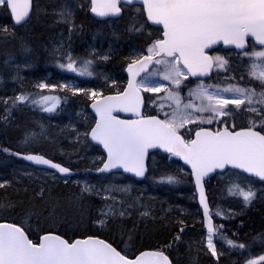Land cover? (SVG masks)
I'll use <instances>...</instances> for the list:
<instances>
[{"label": "snow or ice", "instance_id": "1", "mask_svg": "<svg viewBox=\"0 0 264 264\" xmlns=\"http://www.w3.org/2000/svg\"><path fill=\"white\" fill-rule=\"evenodd\" d=\"M134 2L136 0H91L90 10L99 17L114 16L121 12L118 4ZM142 2L147 19L156 25L163 26V38L153 41L147 49V55L140 59H133L128 65L130 79L127 90L120 95L106 97L103 103L93 104L99 119L91 130V138L103 145L108 156L103 167L97 170L104 172L122 167L125 172H132L140 177L145 174L144 157L147 149L157 146L164 148L167 152L180 156L185 163L191 165L197 187L200 188L204 214L205 217H208L209 209L205 202L201 178L214 168H224L231 164L234 168H241L264 180V134H262L264 131V50L244 51L245 56L255 57L259 60L258 64L253 63L250 75L260 81V92H257L255 88L229 86L223 89L226 93L234 94L229 99L222 97L218 91L209 92L199 85L197 90H192V93L198 94L208 102L206 105L196 108V111H210L223 116L228 115L231 111L225 110L227 105L233 104L237 109H241V105H245L244 111L261 117L259 126L262 131L255 130L257 121L250 118L249 126L241 128L239 131L229 130L228 127L215 132L201 128L196 132L195 139L185 141L177 135V128L194 121L189 119L190 114L181 112L179 108L165 120L157 119L154 116L137 120H120L112 115V111L114 108H119L121 111L140 115L139 86L135 85L134 77L152 63L155 57H160L155 60L156 64L170 65L169 74L164 76V79H170L171 73H174L176 77L182 75L177 67L180 63H183L193 76L197 74V71L203 72L211 67V58L204 56L203 50L218 40H222L226 45L234 44L238 49H245V37L252 36L255 37L259 45L264 46V0H142ZM31 3L32 0H0V4H6L11 10L16 24L27 21ZM56 15L59 17L58 22L72 24L74 13L70 7H63ZM69 30L71 31V28ZM130 30L139 31L140 29L133 27ZM165 57L171 59L165 60ZM102 58L108 59L107 56ZM215 59L220 62V66H223L222 57ZM69 61L67 65L61 64L60 67L76 71L75 61L71 56H69ZM91 63V60L85 62V64ZM137 68L139 70L134 71ZM257 69L259 70L257 71ZM174 82L177 85L180 84L179 79ZM38 87L43 89L48 85L41 83ZM60 87L68 86L61 85ZM69 90L82 91L71 88ZM144 90L159 92L161 88L145 87ZM92 95L95 98L97 94L92 93ZM169 98H172L171 94ZM15 99L23 102L28 97L17 96ZM50 99L55 98L41 97L43 101ZM176 103L179 105V99L176 100ZM53 107H45L44 111L51 112ZM184 107L194 108L195 106L189 103ZM206 122L211 124L213 118H208ZM24 158L35 161L37 164L48 165L62 174L70 172L67 167L53 163L42 156L28 155ZM166 180L171 183L174 181V177L168 176ZM233 187L238 189L239 194L246 202H249L255 195L251 190L245 191L239 185ZM93 190V187L85 185L81 192L91 193ZM116 191L126 192L127 189H116ZM231 191L232 189H230ZM112 199L115 200V197ZM109 213L114 214L111 205L108 206V212L103 215L106 216ZM124 214V212L119 213L121 216ZM142 215L147 216L148 212H144ZM100 223H104V220H101ZM213 231L214 228L209 220L208 247L212 250L213 255H216L211 238ZM228 243L241 249L246 247L244 244L236 245L231 240ZM260 261H264V256L259 257V260H249L247 264H259ZM0 264H169V259L163 252L153 251L143 252L134 260H130L111 244L92 237L78 239L70 243L58 235L48 233L41 237L39 243H33L25 235L22 226L0 224Z\"/></svg>", "mask_w": 264, "mask_h": 264}, {"label": "trees", "instance_id": "2", "mask_svg": "<svg viewBox=\"0 0 264 264\" xmlns=\"http://www.w3.org/2000/svg\"><path fill=\"white\" fill-rule=\"evenodd\" d=\"M41 1L49 4L52 0ZM66 2L67 0H64V3ZM81 3L86 4L85 9L88 0H82ZM36 9L35 2L34 13ZM84 9H81L80 14L75 16L77 32L83 24L87 27L90 26L89 23H84L86 19L82 16L83 12L84 16L90 17L87 9L85 11ZM34 13L30 19L31 22L29 21V27L23 28L26 25L15 27L11 24L12 21L6 5L0 7V150H2L0 151V159L17 162L10 156V154H16L22 163L28 164L24 157L27 153L33 152L68 165L72 169L77 166L87 168L92 163L86 158L83 159L82 153L86 152L85 150L91 151L95 147L99 150L97 146L89 144L87 139L83 143L71 142L68 139L71 133L67 122L52 123L47 121L49 115L45 111H39L32 107L27 104L28 101L22 103L15 99L14 89L20 90L22 89L20 85L24 88V84L32 86L36 81V79H31L33 75L36 78L44 77V72L47 69L44 68L43 62L47 59L48 54H53V51L50 44L43 51L44 55L41 57V49H44L50 37H56L63 29L61 23L54 21L51 13L42 10L35 17ZM142 15V11L136 12L133 17L128 18L125 14L123 18L116 21L124 33H120V30L113 33L114 29L112 28L110 33L106 34L107 39L110 37V45L113 51L104 62L105 68L115 71L116 76L122 78V83L125 80L122 68L128 60L127 48L129 45L143 48L148 44L150 37L153 38L158 35L156 30L151 32L141 30L145 23ZM136 17L140 20L135 19ZM8 20L10 21L8 22ZM133 27L140 30H130ZM89 31H92L93 35H98L100 29L90 28ZM90 35L80 34V40L84 42L88 39L89 42L93 38L92 35L90 38ZM3 37L6 40L1 42ZM21 51H23V56L30 57L31 60L28 63L19 64L20 66H16L17 68L10 66L6 62L7 56L13 53L22 55ZM45 57L46 59H44ZM21 65L27 66V68H21ZM29 69L32 70L29 71ZM54 90L64 96L65 101L62 104L61 112L63 114L75 113L76 108L73 103L75 99H82L81 95L73 93L69 87ZM110 91L112 89L104 86V92ZM9 104H16V107ZM16 108L23 115H18V121L10 124L9 121L17 114L18 109ZM245 124L248 125L249 123ZM258 128L261 129L260 126ZM60 135H63L61 139ZM47 138H49L48 142H46ZM44 144L45 146H43ZM31 145L32 149H30ZM214 180L215 177L207 181V189L210 195L214 186L219 187L216 184L213 185ZM186 181L188 182V180ZM69 184L61 182L60 179L51 180L34 173V171L31 174L17 173L13 166L8 169H0V185H2L0 187V220L22 224L32 238H37L46 231L58 232L68 239L88 235L100 236L111 241L129 256H134L144 249L163 250L176 264H238L237 259L240 257L239 260H241L242 258L238 251L239 247H237L238 249L227 247L228 250L225 253L219 255L216 252V255H213L212 250H209L201 241L204 232L200 223L196 224L195 221L193 222V218L185 213H180V211L174 213L162 211L163 213L159 215L150 210V213L143 218L117 219L118 222L114 221L116 223L112 222L110 218L112 213L105 227H95L92 222L102 207V201L90 194L82 193L79 187H72ZM222 188L227 189V187ZM180 190H182L181 187L178 188V191ZM173 196L170 199L173 200ZM260 203H264V200L250 201L245 207L246 211L244 210L241 215L237 216L235 221L219 224L217 227L220 229L217 231L223 236V239H232L238 244H244L245 248L264 249V206L261 207ZM115 210L116 208L113 210L114 213L117 211ZM123 210L128 214L127 205ZM197 219L199 220V218ZM182 221L186 222L183 231L182 227L184 226L179 225ZM177 237L179 238L177 239Z\"/></svg>", "mask_w": 264, "mask_h": 264}, {"label": "rangeland", "instance_id": "3", "mask_svg": "<svg viewBox=\"0 0 264 264\" xmlns=\"http://www.w3.org/2000/svg\"><path fill=\"white\" fill-rule=\"evenodd\" d=\"M39 3L40 6L38 7ZM3 5L4 4H0V7ZM36 6L37 9L36 12L34 13V17L37 14L39 15V13L42 10H44V12L46 13L48 12L51 13L56 23H58L59 21V17L56 15V13L60 9H62L65 6L73 8L72 3H68V2L64 3V0H52L49 2V4H45V2L41 0H36ZM137 7L138 6L129 8L126 13V18L133 17V15H135L136 12H139L140 8ZM137 9H139V11H137ZM135 19H137L138 21L140 20L138 17H136ZM75 21L76 20L74 16L72 18V22ZM87 22L88 20L84 21V23ZM59 23L63 25L64 32L63 31L59 32L56 36V40L53 42V44L51 43L52 51L56 58L55 60L50 61L52 65H55V68L59 72L58 73L59 75L57 74V76H55V80L49 82L48 79L52 76V72H45L44 74L46 78L45 80L44 79L37 80L35 81V83L32 84V86H30L29 84H24V91L22 92H19L16 89H14L15 98L17 96L28 97V99L23 101L22 103H26L27 101H29L33 106H36L35 103L38 102V108H45L48 106V102L54 99L43 101L41 100V97L47 96V97L56 98L55 93L58 91L57 90L55 91L54 89H65L66 87L65 88L60 87L61 85H65V84L69 85L70 86L69 88L73 90L81 89L82 91H75V92L73 91V93L80 94L84 100L88 99L89 101L91 99H94L92 93L97 94L95 98L102 94L100 85L97 84L98 82L95 81V79L107 83L110 86H113L118 82L116 79L115 71H113L112 69L110 71L105 68H103L102 70V68L98 66L99 61L102 60H104L103 62L106 61L102 57L104 56L108 57V54L113 51V48L109 44V40H107L105 36H100L101 35L100 31L98 32V35H93L92 31L90 32L86 31L85 34L88 35L91 34L93 38L92 40H89V42L88 39L82 42L80 39L77 38L76 34L78 32L76 30L75 23H72L71 25L65 24L63 22H59ZM78 24L80 23L78 22ZM29 25L30 23L26 24V26L23 28H27L29 27ZM113 26L116 25L113 24ZM66 27H68L69 29L71 28V31ZM115 31H118V29L114 30L113 33H115ZM18 32L22 34L20 31ZM122 32H124L123 29L120 30V33ZM71 33L73 35L75 34L76 36L71 35ZM94 36L96 37V40ZM2 41H4V39H2L1 42ZM54 43L56 44V46ZM148 47L149 46H144L143 48L148 49ZM144 49L138 48L137 46L136 47L132 46L130 44L129 47L127 48L128 61L136 59L137 57L141 56L143 53H148L147 50ZM260 50H264V48H251L248 50V52L260 51ZM21 53L23 54V51H21ZM69 56H71L72 60L75 61L74 68L76 69V71H70L66 67L63 68L60 67L61 64L67 65L70 62ZM24 57L13 53L7 56L6 62H8L10 66L17 68L16 66H20L19 64L28 63L30 61L29 59L30 57H25V58ZM213 57L215 61L216 72L227 71L230 67L235 69H241L240 78L243 80L242 84L245 83V85H241L239 83H235L234 85H222L219 83L211 84L210 82L202 81V80L188 81L187 80L188 75L186 71H184L185 69L183 70L179 64L177 65V67L179 71L182 73V75L180 77H176L174 73H171L170 79H164V76L166 74H169L170 72V65H167L165 63L155 64V66L138 81V85L143 90L145 87L161 88V91L159 92L144 90V92L148 93L149 96L148 104L155 113L157 112L168 119L172 116L173 112L177 108H179L181 112H184L185 114H190L189 119H191L194 122L187 123L183 127H178L177 130H181L182 132L186 133L202 126H209V123H207L206 121L210 117L213 118V122L211 123L212 125H219L221 127H224L226 125L228 127L231 126L232 124H236V122L233 121L236 118H238L239 121L242 123L243 122L249 123L250 118L255 119L257 122H260L261 120V117L256 116L254 113L244 111L243 109L245 108V105H241V109H237L235 105L229 104L226 106L225 110L226 111L231 110V111L229 112L228 115H223V116L216 115L210 111L199 112L195 110L196 108H199L208 103L206 99L199 97L198 94L196 93H192V90H197L198 85L206 88L209 92L218 91L222 97L229 99L232 98L234 94L226 93L223 91V89L228 88L229 86H238L242 88H255L257 92H259L257 88L261 90L260 81L252 78V76L250 75L253 63H257V64L259 63V60H257V58L255 57L250 58L249 56H245L244 53H241L238 56H232L229 54H225L222 51H217L213 53ZM216 57L223 58L224 60L223 66H220V62L215 59ZM57 60L59 61V63L57 62ZM89 60H91L92 63L85 64V62ZM23 67L24 65H21V68ZM258 70L259 69H257V71ZM64 74L67 75V80L68 79L69 80L61 83L59 82V79ZM176 79L180 80L179 85H177L174 82ZM250 82L251 84H249ZM41 83L48 85V87H45L43 89L39 88L38 85ZM170 94L172 98H169ZM177 99H179L180 101L179 105H177L176 103ZM30 103L27 104L31 105ZM189 103L193 104L195 107L185 108L184 106ZM76 107H77L76 109L77 112H75L76 118L78 119L80 118V120H85V122L84 125H82V127L76 126L74 123H72L73 125L69 124L70 127L69 130L71 136H69L68 139L71 140V142L83 143L86 140L85 136L87 137V130L84 128L86 127V125L92 124L94 122V118L91 115L90 111L88 110V107L84 101L78 100ZM245 123H243L241 127L249 126ZM47 141H49V138L46 139V142ZM85 151L86 152L82 153L83 159L86 158L87 161H90L92 164L87 168L86 167L82 168L80 166H77L76 168L73 169L74 174L69 178L62 177L59 175L58 177H56L57 175L56 173L47 170H39V171L42 174H44L46 177L48 176V178L51 180L60 179L61 182L70 183L69 186L72 187L77 186L80 188V190L85 185L93 187L94 190L91 193H87V194H90L91 196L102 201L101 202L102 207L99 209L97 215L100 217L97 219V216L95 215L96 217L93 219L94 222L93 225L95 227H101V225H104L107 222V217H110L112 215V213H109L106 216L103 215V213L108 212L109 205L113 207V210L114 208H116L117 211L118 210L121 211V209L125 208L126 203L131 201H132L131 205H133L132 203L147 204L148 205L147 212L155 209V212L158 213L159 215L163 213L162 211L171 212V213L180 211V213H185L187 216L193 218V222L194 221L198 222L200 223L201 227L203 226L201 220V214L203 212L201 213L196 203L197 192L194 190L193 186H191L192 189L187 187L184 190H180L174 193L175 196H173L174 197L173 200L170 199L171 195L173 194L171 192L172 187L185 185L187 183L186 178L189 177L188 170L181 165V163L177 160V158L174 157L175 158L174 160L173 157L171 156L172 158L170 157L162 163H158L160 161L158 159V156H156V158L154 159L149 160V165L153 167L154 170H157V172L155 175L154 173H152L150 176H147L148 179L144 181L145 182L144 184H138L137 181L131 180L128 177H125V175L122 176V174L120 173L115 174L114 176H104L100 171L97 170L100 168L101 162L103 160L102 153H100V151L96 149H92L91 151L90 150H85ZM10 156L13 157L20 164L13 166L14 170L17 173L21 171L23 174H27L28 172H30V170H32V166L29 164H23L18 155L10 154ZM168 176L174 177V181L171 183L167 182L166 177ZM213 184H216L219 187L214 186L211 195L207 194V197L211 199L210 204L214 202V205L212 206L215 207V209L211 211V214H213V217L216 219H224V222H230L233 220L235 221L236 217L244 212L243 210H245L246 205L250 201L258 198L264 200V185H260L256 180L247 178L234 171H228L224 175L217 176ZM234 185H239L245 191L251 190L253 193H255L254 197L249 202L244 201L243 197L239 194L238 189H235L233 187ZM130 187H133V190H131ZM222 187H227V189H223ZM109 189H111V191H108ZM116 189H127V191L121 192V191H116ZM230 189H232L231 192ZM112 197H115V200H113ZM117 211L115 213H119ZM115 213L113 215H115ZM197 218H199V220ZM101 220H104V223H100ZM178 220H182V219H178ZM185 224L186 222L184 221L179 223V225L181 226H184ZM203 232L204 234L202 236L201 241L209 249L208 247L209 233L205 231ZM211 238L213 241V247L215 248V250H218L217 254L219 255L225 253L228 250L227 247H234L233 245H230L228 243L229 240L222 239V241L217 243L215 237L212 236ZM234 243L236 245H239L236 242ZM239 253L242 258L240 261L239 258L237 259L238 264H247L249 260H253V259L259 260V257L264 256V249L257 250L252 248H243L242 250H239ZM259 264H261V261L259 262Z\"/></svg>", "mask_w": 264, "mask_h": 264}, {"label": "bare ground", "instance_id": "4", "mask_svg": "<svg viewBox=\"0 0 264 264\" xmlns=\"http://www.w3.org/2000/svg\"><path fill=\"white\" fill-rule=\"evenodd\" d=\"M74 17V16H73ZM85 19V18H84ZM34 20V19H33ZM75 20H76V18H75ZM78 20V19H77ZM4 21V20H3ZM10 20H8V22H9ZM7 22V21H6ZM31 22V21H30ZM72 23H75V22H72ZM12 24V23H11ZM76 24H77V22H76ZM57 25V24H56ZM4 26V25H3ZM78 26V25H77ZM6 27V26H5ZM11 27V26H10ZM78 27H80V26H78ZM3 28V27H2ZM66 28H68V27H66ZM69 29V28H68ZM15 30V29H14ZM64 32V31H63ZM71 35H73L72 33H71ZM75 35V34H74ZM73 35V36H74ZM77 35V34H76ZM75 35V36H76ZM83 35V34H82ZM67 36V35H66ZM100 36H102V35H100ZM95 37V36H94ZM56 37H50L49 38V41H48V43L44 46V49H41L42 50V54L40 55L41 57L44 55V52L43 51H45L46 50V48H47V46L48 45H50L51 43L53 44V42L56 40L55 39ZM3 39H4V37H3ZM9 39H10V37H9ZM70 39H71V37H70ZM78 39H81V36L80 37H78ZM4 40H6V39H4ZM95 40H96V37H95ZM103 40V39H102ZM66 41V40H65ZM97 41H100V40H97ZM60 43V42H59ZM68 43V42H67ZM66 43V44H67ZM78 43V42H77ZM55 44V43H54ZM89 44V43H88ZM68 45V44H67ZM55 46H56V44H55ZM72 46V45H71ZM83 46V45H82ZM69 47V46H68ZM78 47V46H77ZM64 48V47H63ZM104 48V47H103ZM59 49V48H58ZM71 49H72V47H71ZM70 50V49H69ZM68 51V50H67ZM76 51V50H75ZM70 52V51H69ZM72 52V51H71ZM73 53V52H72ZM77 53V52H76ZM70 54V53H69ZM76 56V55H75ZM24 57V56H23ZM81 57V56H80ZM25 58V57H24ZM48 58V57H47ZM84 58V57H83ZM94 58V57H93ZM44 59H46V57L44 58ZM28 60V59H27ZM31 60V59H30ZM55 60V59H54ZM43 61V60H42ZM61 61V60H60ZM48 62V61H47ZM57 62L59 63V61L57 60ZM36 63V62H35ZM33 64H34V62H33ZM42 64V63H41ZM61 64V63H60ZM45 65V64H44ZM38 66V65H37ZM106 66V65H105ZM23 68H27V66H24ZM107 68V67H106ZM41 69V68H40ZM99 69V68H98ZM27 70V69H26ZM30 70H32V69H29V71ZM102 70H103V68H102ZM105 70V69H104ZM24 71V70H23ZM58 72V71H57ZM32 73V72H31ZM59 73V72H58ZM59 75V74H58ZM65 75V74H64ZM63 75V76H64ZM31 76V75H30ZM62 76V75H61ZM21 77V76H20ZM41 77V76H40ZM25 78H28V77H26L25 76ZM59 78V77H58ZM30 79V78H29ZM32 80H34V79H36V76L35 75H33L32 76V78H31ZM18 80V79H17ZM31 80V81H32ZM29 82H30V80H29ZM28 82V83H29ZM17 83V82H16ZM14 84V83H13ZM12 86H14V85H12ZM16 86V85H15ZM20 88H23L21 85H20ZM17 91H19L18 89H17ZM9 105H12V107H16V104H9ZM8 105V106H9ZM16 109H18V108H16ZM74 111V110H73ZM14 112H15V110H14ZM77 112V111H76ZM69 114V113H68ZM74 114V113H73ZM18 115H20V116H22L23 114L21 113V111H19V109L17 110V114H16V116L15 117H13L12 119H11V121H9L10 122V124H14V122H16V121H18ZM12 116H13V114H12ZM11 117V116H10ZM22 118V117H21ZM3 119V118H2ZM80 119V118H79ZM61 123V122H60ZM67 125V124H66ZM73 125V124H72ZM84 125V124H83ZM10 127V126H9ZM20 132H21V130H20ZM63 136V135H62ZM62 136L60 135V139L62 138ZM30 139V138H29ZM48 142V141H47ZM45 143V142H44ZM39 146V145H38ZM43 146H45V144L43 145ZM42 146V147H43ZM89 146V145H88ZM85 147V146H84ZM33 147H32V145H31V147H30V149H32ZM92 148V147H91ZM90 148V149H91ZM37 149V148H36ZM82 149H85V148H82ZM93 149V148H92ZM95 149H96V147H95ZM97 152V151H96ZM98 153V152H97ZM28 155H41V154H37V153H33V152H29V153H27L26 154V156H28ZM41 156H44V155H41ZM81 156V155H80ZM46 157V156H45ZM27 162V161H26ZM94 163V162H93ZM24 164V163H23ZM22 164V165H23ZM14 165H20L18 162H13V161H10V160H6V159H0V169L1 170H3V169H8V168H10L11 166H14ZM18 169V168H17ZM24 169H26V168H24ZM28 169V168H27ZM20 170V169H19ZM171 171V170H170ZM21 172V171H20ZM33 172V169L32 170H30V172H28V173H32ZM85 174V173H84ZM94 175H95V173H94ZM36 176V175H35ZM48 177V176H47ZM40 178V177H39ZM154 184V183H153ZM169 184V183H168ZM168 186V185H167ZM171 186V185H170ZM182 186V185H181ZM169 187V186H168ZM167 187V188H168ZM166 188V189H167ZM150 189V188H149ZM164 193V192H163ZM156 197V196H155ZM177 197V196H176ZM167 198V197H166ZM179 199V198H178ZM259 199V198H258ZM172 200V199H171ZM170 200V201H171ZM132 202V201H131ZM131 202H127L126 203V205H127V209H128V214H125V217H124V219H126V218H134V217H136V218H143L144 217V215H142V213H144V212H147V207H148V205L146 204H134V203H132L133 205H131ZM159 202V201H158ZM173 203V202H172ZM230 203V202H229ZM174 204V203H173ZM177 205V204H176ZM243 205V204H242ZM240 206V205H239ZM250 206V205H249ZM248 206V207H249ZM260 206L262 207V206H264V203H260ZM244 207V206H243ZM210 209H212V206L210 207ZM247 209V208H246ZM149 210V209H148ZM152 211H155V209H153ZM244 211V210H243ZM246 211V210H245ZM242 212V211H241ZM93 224H94V222H92ZM196 224H198V222H195ZM96 229V228H95ZM264 245V244H263ZM249 246V245H248ZM257 249V248H256ZM232 250H234V249H232ZM231 250V251H232ZM244 253V252H243ZM239 259H240V257H239ZM240 261V260H239Z\"/></svg>", "mask_w": 264, "mask_h": 264}, {"label": "water", "instance_id": "5", "mask_svg": "<svg viewBox=\"0 0 264 264\" xmlns=\"http://www.w3.org/2000/svg\"><path fill=\"white\" fill-rule=\"evenodd\" d=\"M136 3H140V4H143V2H142V0H136ZM10 10V9H9ZM11 11V10H10ZM145 14H146V18H147V13H146V11H145ZM119 15V14H118ZM118 15H114V17H116V16H118ZM13 17V16H12ZM14 19V18H13ZM149 21V20H148ZM151 24H153V25H156V24H154L152 21H149ZM159 26H162V25H159ZM163 27V26H162ZM247 37H251V38H253L254 40H255V42L258 44V42L256 41V39H255V37H252V36H247ZM247 37H245V38H247ZM217 42H223L222 40H218ZM216 42V43H217ZM227 45H232V46H235L234 44H227ZM153 63V62H152ZM152 63H150V64H148L147 65V67L146 68H144V70H142V71H139V75H136L135 77H134V83H136V79H138V77L139 76H141L146 70H147V68H149L151 65H152ZM135 70H139L138 68L137 69H134V71ZM126 71L128 72V75H129V79H130V74H129V71H128V68L126 69ZM196 76H202V74L199 72L198 73V75H196ZM129 82V81H128ZM128 89V84H127V87H126V89L125 90H127ZM138 95H139V99L142 101V96H141V94H140V92L138 93ZM99 103H103V101L102 102H96V103H94V104H99ZM92 107H93V105H92ZM95 110V109H94ZM96 111V110H95ZM240 130V129H239ZM239 130H236V131H239ZM90 139L92 140V138H91V136H90ZM93 142H95V143H97V144H100L98 141H94V140H92ZM100 145H102V144H100ZM103 146V145H102ZM157 147H159V146H157ZM104 148V147H103ZM44 158V157H43ZM44 159H46V158H44ZM34 163H36L35 161H33ZM54 163V162H53ZM37 164V163H36ZM39 165H43V166H46V167H50V166H48V165H44V164H39ZM230 165V167H233L231 164H229ZM190 167H191V165H189ZM103 167V166H102ZM51 168V167H50ZM119 168H121V167H119ZM119 168H114V169H119ZM234 168V167H233ZM52 169H54V168H52ZM236 169H238V170H241V171H244L243 169H241V168H236ZM55 170H57V169H55ZM113 169H110V170H108V171H105V172H109V171H112ZM214 172V170H212L211 172H210V174H212ZM245 172V171H244ZM245 173H247V174H250V175H254V174H252V173H248V172H245ZM208 175H205V176H203L202 178H201V185H202V189H203V193H204V198H205V202L207 203V200H206V194H205V190H204V188H203V183H202V179H204L205 177H207ZM256 176V175H255ZM258 177V176H257ZM259 178V177H258ZM194 180H195V176H194ZM261 181H263L264 182V180H261ZM195 183H196V180H195ZM196 187H197V184H196ZM197 191H198V203H199V206L201 207V209L203 210V217H204V224H205V228L206 229H208V221L210 220L211 221V219H210V217L208 216V217H205V214H204V205L201 203V195H200V188H198L197 187ZM208 205V204H207ZM208 209H209V207H208ZM0 224H10V223H6V222H1ZM51 233V232H50ZM46 234H48V233H46ZM51 234H53V235H58V234H56V233H51ZM25 235L26 236H28L26 233H25ZM45 235V234H44ZM43 236V235H42ZM41 236V237H42ZM58 236H60V235H58ZM62 239H64L62 236H60ZM88 237H92V238H95V239H100V240H103V241H105L104 239H102V238H99V237H93V236H88ZM88 237H86V238H76L74 241H76V240H83V239H87ZM29 238V237H28ZM30 239V238H29ZM73 241V242H74ZM106 243H108L107 241H105ZM112 246V245H111ZM113 247V246H112ZM118 251V250H117ZM153 251H161V250H155V249H144V250H142V251H140L138 254H136L134 257H127L126 256V258L127 259H130V260H134L136 257H138L141 253H143V252H153ZM161 252H163L164 253V255H166L167 257H168V259H169V264H174V263H172V261H171V259H170V257L164 252V251H161ZM122 254V253H121ZM123 255V254H122ZM146 259H151V258H146Z\"/></svg>", "mask_w": 264, "mask_h": 264}, {"label": "flooded vegetation", "instance_id": "6", "mask_svg": "<svg viewBox=\"0 0 264 264\" xmlns=\"http://www.w3.org/2000/svg\"><path fill=\"white\" fill-rule=\"evenodd\" d=\"M71 141V140H70ZM117 212H124V210L123 209H121V211H117ZM119 213H116L115 215H112L110 218H111V220H112V222H114V221H116L117 219H121V220H123L124 219V217H125V214L123 215V216H121V215H119ZM125 213V212H124ZM149 213V212H148ZM134 218H136V217H134ZM116 222H118V221H116ZM116 222H114V223H116ZM186 226H184V227H182V231L184 230V228H185ZM181 231V230H180Z\"/></svg>", "mask_w": 264, "mask_h": 264}]
</instances>
